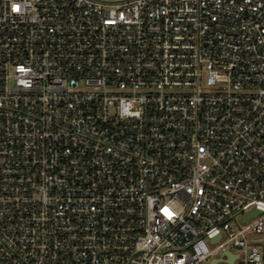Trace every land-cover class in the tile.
<instances>
[{"label":"built area","instance_id":"built-area-1","mask_svg":"<svg viewBox=\"0 0 264 264\" xmlns=\"http://www.w3.org/2000/svg\"><path fill=\"white\" fill-rule=\"evenodd\" d=\"M262 241L264 0H0V264Z\"/></svg>","mask_w":264,"mask_h":264},{"label":"rangeland","instance_id":"rangeland-1","mask_svg":"<svg viewBox=\"0 0 264 264\" xmlns=\"http://www.w3.org/2000/svg\"><path fill=\"white\" fill-rule=\"evenodd\" d=\"M259 245L261 246V248L263 249V252H264V241L260 242Z\"/></svg>","mask_w":264,"mask_h":264},{"label":"water","instance_id":"water-1","mask_svg":"<svg viewBox=\"0 0 264 264\" xmlns=\"http://www.w3.org/2000/svg\"><path fill=\"white\" fill-rule=\"evenodd\" d=\"M255 212H257V210L255 209V210H253L252 212H251V214H254ZM232 261V260H231Z\"/></svg>","mask_w":264,"mask_h":264}]
</instances>
